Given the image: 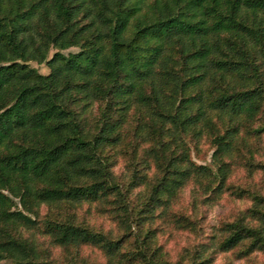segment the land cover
<instances>
[{
  "label": "trees",
  "instance_id": "16d2710c",
  "mask_svg": "<svg viewBox=\"0 0 264 264\" xmlns=\"http://www.w3.org/2000/svg\"><path fill=\"white\" fill-rule=\"evenodd\" d=\"M91 102L92 127L82 116ZM130 114L131 135L148 143L140 161L154 169L150 181L130 173L145 196L136 215L152 217L189 178L222 188L238 131L264 121V0H0V264H52L19 227L65 249L95 246L105 264H176L149 246V231L125 246L133 208L105 152ZM186 133L212 136L215 174L189 160ZM81 201L100 203L123 232L37 218L40 204ZM218 229V250H264V195Z\"/></svg>",
  "mask_w": 264,
  "mask_h": 264
},
{
  "label": "rangeland",
  "instance_id": "374dc122",
  "mask_svg": "<svg viewBox=\"0 0 264 264\" xmlns=\"http://www.w3.org/2000/svg\"><path fill=\"white\" fill-rule=\"evenodd\" d=\"M76 49V46H69L61 51L66 53ZM52 50L53 48L49 49L48 55ZM28 63L40 72H47L44 63ZM98 104L88 103L82 112L84 119L90 121V127L99 113ZM133 121V115L130 114L123 127L122 141L107 147L105 152L111 162L113 179L133 208L131 234L125 241L126 248L135 249L144 232L149 231V246L158 247L162 260L176 264H264V250L255 249L237 256V248L221 251L216 247V242L221 237L219 226L246 214L252 195H264V121H256L251 125L256 133L238 131L232 149L228 155L223 156V160L229 162V170L222 188L212 189L217 183L215 179L210 183L211 189L206 190L203 184H197L192 178L186 179L167 204L154 210L152 217H142L144 215L141 213L136 215L139 208L137 205L145 199V196L139 194L143 191L142 186L128 187V179L133 171L144 172L149 181L154 175V169L145 167L140 161L148 143L133 138ZM257 128H261L260 131H256ZM222 131L223 126L219 127V134ZM182 139L189 160L206 165L215 174L216 161L212 157L215 143L212 136L186 133ZM38 211V219L45 216L69 219L73 223L100 231L109 238H116L123 232L121 225L98 202L81 201L59 208L40 204ZM137 218H143L138 225ZM18 230L22 237L36 246L40 258L52 264L106 262L101 250L95 246L83 244L77 248L65 249L54 244L38 227H19ZM1 263L10 264V261L4 258Z\"/></svg>",
  "mask_w": 264,
  "mask_h": 264
}]
</instances>
